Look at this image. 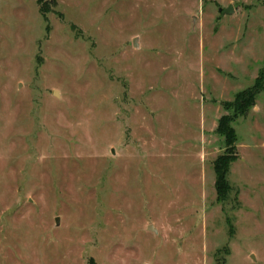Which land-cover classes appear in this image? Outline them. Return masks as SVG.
I'll use <instances>...</instances> for the list:
<instances>
[{"label": "rangeland", "instance_id": "374dc122", "mask_svg": "<svg viewBox=\"0 0 264 264\" xmlns=\"http://www.w3.org/2000/svg\"><path fill=\"white\" fill-rule=\"evenodd\" d=\"M227 3L0 0V264H264V88L215 185L264 67V0Z\"/></svg>", "mask_w": 264, "mask_h": 264}, {"label": "trees", "instance_id": "16d2710c", "mask_svg": "<svg viewBox=\"0 0 264 264\" xmlns=\"http://www.w3.org/2000/svg\"><path fill=\"white\" fill-rule=\"evenodd\" d=\"M41 13L45 10L40 8ZM264 88V67L259 71L252 85L238 91L234 99L223 104L226 113L218 119L216 133L223 137L224 150L219 154L214 162L216 190L220 197L228 188L227 172L230 162L236 157L237 135L232 122L238 117H244L254 107L257 94Z\"/></svg>", "mask_w": 264, "mask_h": 264}, {"label": "crops", "instance_id": "0c3cea01", "mask_svg": "<svg viewBox=\"0 0 264 264\" xmlns=\"http://www.w3.org/2000/svg\"><path fill=\"white\" fill-rule=\"evenodd\" d=\"M224 1H225V0H218V3L220 4V5H219V12L222 11V8H223V7H225V6L228 5V3H227L226 5H224V4H223ZM228 6H229V5H228ZM232 8H233V12H232V13H229V14H234L235 12H237V9H236L235 7H232ZM229 14H228V13H223V12H222V15H229ZM257 71H258V70H256L254 73H252V75H250V78H249V80H248L249 84L253 82L254 78H255L256 75H257ZM219 73H220V75L223 74L222 77H224V78H227V77H228V78L234 79V78L236 77V75L233 74V73H232L231 71H229V70H220ZM250 85H251V84H250ZM250 85L246 86L245 88L249 87ZM245 88H243V89H245ZM240 90H242V89L235 90V91L232 93V96H233L235 93H237L238 91H240ZM231 98H232V97L227 98V99H224V100H230ZM213 99H215V98H213Z\"/></svg>", "mask_w": 264, "mask_h": 264}, {"label": "water", "instance_id": "95a60500", "mask_svg": "<svg viewBox=\"0 0 264 264\" xmlns=\"http://www.w3.org/2000/svg\"><path fill=\"white\" fill-rule=\"evenodd\" d=\"M223 13H232L233 8L232 5L227 6L225 9L222 10ZM134 45H136V39L133 40Z\"/></svg>", "mask_w": 264, "mask_h": 264}]
</instances>
